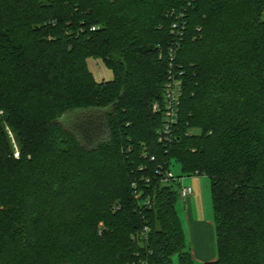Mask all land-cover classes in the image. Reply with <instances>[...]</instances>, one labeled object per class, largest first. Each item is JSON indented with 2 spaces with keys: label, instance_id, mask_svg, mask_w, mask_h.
Segmentation results:
<instances>
[{
  "label": "trees",
  "instance_id": "16d2710c",
  "mask_svg": "<svg viewBox=\"0 0 264 264\" xmlns=\"http://www.w3.org/2000/svg\"><path fill=\"white\" fill-rule=\"evenodd\" d=\"M172 159L211 180L206 264H264V0H0V264H194Z\"/></svg>",
  "mask_w": 264,
  "mask_h": 264
},
{
  "label": "built area",
  "instance_id": "2783aa9c",
  "mask_svg": "<svg viewBox=\"0 0 264 264\" xmlns=\"http://www.w3.org/2000/svg\"><path fill=\"white\" fill-rule=\"evenodd\" d=\"M183 28V27H182ZM96 28L93 27L91 30L94 31ZM182 35L181 27L179 23L173 25V32ZM175 52L173 49L170 50V61H174ZM180 74L173 70L172 64L168 73L167 80L163 87V96L161 100L156 101L152 106V111L154 113H161L164 116V123L162 128L158 131V143L168 146L173 141V130L179 119L180 102L183 94V83L180 78ZM10 137L14 140V136L11 131H9ZM16 152H14L15 157H19V149L17 144H15ZM14 149V150H15ZM146 157L149 156L147 152L144 153ZM150 162H155V156H149ZM159 179L162 184L176 183L179 185V195L180 198L188 199L194 195L193 188L190 186L183 185L184 178L176 177L170 169H167V164L162 165L159 168ZM135 185V184H133ZM147 228L139 233L138 236H146ZM137 238V236H135Z\"/></svg>",
  "mask_w": 264,
  "mask_h": 264
},
{
  "label": "rangeland",
  "instance_id": "374dc122",
  "mask_svg": "<svg viewBox=\"0 0 264 264\" xmlns=\"http://www.w3.org/2000/svg\"><path fill=\"white\" fill-rule=\"evenodd\" d=\"M102 55V54H101ZM100 54L96 57L88 58V66L90 70L93 72L95 79L98 82L107 81L113 78V72L111 69L107 67L103 58ZM155 103V102H154ZM13 148L15 149L16 140L11 138ZM18 146V145H17ZM19 149V147H18ZM16 152V149L14 150ZM20 149H19V157H20ZM18 157V158H19ZM14 158L18 159L14 156ZM171 172L176 177L184 178L183 184L186 186H191L195 193V199L191 202L192 209L194 210L195 219L206 221L209 224L210 230L212 231V235L215 237L216 240V226L214 221V207L212 201V190H211V180L209 177L203 176H189L182 171L181 165L175 160H171L170 166ZM175 187L180 189L179 185L173 183ZM177 211H179V216L182 218L185 217V211L187 207V202L183 198H179L177 202ZM135 237V235H133ZM173 264H179L178 256L173 257Z\"/></svg>",
  "mask_w": 264,
  "mask_h": 264
},
{
  "label": "crops",
  "instance_id": "0c3cea01",
  "mask_svg": "<svg viewBox=\"0 0 264 264\" xmlns=\"http://www.w3.org/2000/svg\"><path fill=\"white\" fill-rule=\"evenodd\" d=\"M195 195L196 194L188 199H185L187 207L183 220L179 216V211H177V214L180 218L184 231L186 250L192 255L194 264H206L207 262L216 260L218 257L217 236L215 240V237L211 233L212 231L210 230L209 224L206 221L199 220L197 218L195 219V212L191 205V202L197 197H195Z\"/></svg>",
  "mask_w": 264,
  "mask_h": 264
}]
</instances>
